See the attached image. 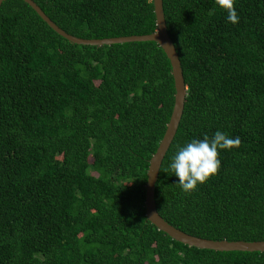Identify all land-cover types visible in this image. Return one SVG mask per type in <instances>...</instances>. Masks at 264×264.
<instances>
[{
	"label": "trees",
	"instance_id": "obj_1",
	"mask_svg": "<svg viewBox=\"0 0 264 264\" xmlns=\"http://www.w3.org/2000/svg\"><path fill=\"white\" fill-rule=\"evenodd\" d=\"M80 39L156 31L153 0H32ZM187 88L155 184L158 214L189 235L264 241V0H162ZM155 42L83 46L22 0L0 5V264H264V252L183 245L145 217L149 161L174 105ZM239 137L220 167L184 192L178 146Z\"/></svg>",
	"mask_w": 264,
	"mask_h": 264
},
{
	"label": "water",
	"instance_id": "obj_2",
	"mask_svg": "<svg viewBox=\"0 0 264 264\" xmlns=\"http://www.w3.org/2000/svg\"><path fill=\"white\" fill-rule=\"evenodd\" d=\"M5 0H0V5ZM28 4L37 15L59 36L66 39L70 43L83 46H109L114 44H123L131 42H155L164 51L171 65V74L174 81V105L169 122L166 126L165 133L159 142V145L152 155L147 170V181L145 185V217L148 222L155 226L158 231L163 232L172 240L183 245L194 247L202 250H211L216 252H264V241H214L203 239L189 235L179 229L168 224L157 212L155 203V184L158 179L161 163L166 155L173 138L177 132L187 96V88L185 86L181 63L178 54L172 43L166 27L165 17L163 13L162 0H153L154 14L156 20V31L148 35L116 37L106 39H80L67 34L53 23L45 13L32 1L22 0Z\"/></svg>",
	"mask_w": 264,
	"mask_h": 264
},
{
	"label": "clouds",
	"instance_id": "obj_3",
	"mask_svg": "<svg viewBox=\"0 0 264 264\" xmlns=\"http://www.w3.org/2000/svg\"><path fill=\"white\" fill-rule=\"evenodd\" d=\"M216 3L227 12L230 23L238 22L235 0H216ZM239 137H231L217 130L211 138H193L183 146H178L171 157L168 168L178 178L182 191L190 192L199 184L205 183L220 167L219 152L238 147Z\"/></svg>",
	"mask_w": 264,
	"mask_h": 264
}]
</instances>
